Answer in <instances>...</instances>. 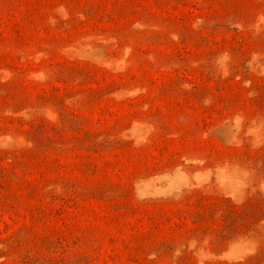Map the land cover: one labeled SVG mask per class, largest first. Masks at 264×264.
<instances>
[{
	"label": "rangeland",
	"instance_id": "1",
	"mask_svg": "<svg viewBox=\"0 0 264 264\" xmlns=\"http://www.w3.org/2000/svg\"><path fill=\"white\" fill-rule=\"evenodd\" d=\"M0 264H264V0H0Z\"/></svg>",
	"mask_w": 264,
	"mask_h": 264
}]
</instances>
